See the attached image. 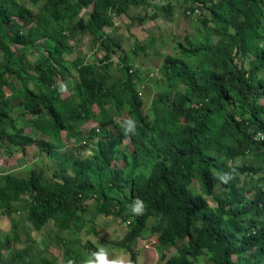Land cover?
Here are the masks:
<instances>
[{"label": "trees", "instance_id": "16d2710c", "mask_svg": "<svg viewBox=\"0 0 264 264\" xmlns=\"http://www.w3.org/2000/svg\"><path fill=\"white\" fill-rule=\"evenodd\" d=\"M177 1L30 0L28 8L0 0V156H24L36 144L40 155L57 153L62 162L48 183L37 171L1 177V217L25 214L37 232L57 227L58 239L88 225L93 234L95 219L112 217L124 230L114 247L130 264H138L149 230L162 249L159 264H264V141H256L264 135V0H183L187 18L202 6L196 36L164 57L158 73L165 87L147 115L138 93L143 79L108 29L139 8L171 20ZM77 33L93 37L103 57H77ZM136 47V56L145 51ZM114 55L122 71L116 81ZM67 81L74 85L65 100ZM129 120L134 131L125 128ZM87 122L97 128L83 130ZM62 135L78 145L68 156L52 147ZM87 143L94 150L80 158ZM136 198L145 203L140 216L130 211ZM58 242L71 264H84L97 249L78 239ZM10 247L0 243V264ZM9 258L57 264L30 248Z\"/></svg>", "mask_w": 264, "mask_h": 264}, {"label": "rangeland", "instance_id": "374dc122", "mask_svg": "<svg viewBox=\"0 0 264 264\" xmlns=\"http://www.w3.org/2000/svg\"><path fill=\"white\" fill-rule=\"evenodd\" d=\"M22 2L28 8L32 7L30 0H22ZM183 6V0L175 2L176 9L174 12V18L171 20L167 19L166 13L158 12L151 8L132 9V18L124 17L119 19L117 20L115 28L108 29V34L114 35L124 43V48L128 57L127 61L130 62L133 71L138 70L139 76L143 79V82L138 86V93L144 101V111L147 115H150V108L154 96L165 87V83H163V80H161V76L158 73L164 57L174 54V50L178 45L186 44V38H193L196 36L198 21L195 17H185L182 8ZM156 13L159 14V17L152 20L151 17ZM141 19L143 22L139 21ZM72 38L73 41L71 44L75 48L77 57L87 60L92 59V57L96 55H98L99 59L103 57L100 48L93 47V37H84L77 33L76 35H73ZM46 43L45 44L49 49L55 47L52 41ZM41 44H44V42H41ZM136 46L144 48L145 51L142 50L140 54L136 56L134 54L135 49L137 48ZM67 59L72 74H75L76 70L71 66V62H73L74 58L68 56ZM38 60L39 56H34L33 54L30 55L31 62L35 63ZM114 63L115 67L112 69V75L113 80L116 81L122 76V71L120 69L121 62L116 55H114ZM66 84V91L63 94L65 100L69 98V91L73 87L74 82L67 81ZM8 94L10 95L11 92ZM97 125L98 124L95 122H87L82 128L85 131H89L96 129ZM87 146H89V150L87 148L85 150H78L77 154L80 158H88L94 150V146L91 145V143H87ZM52 147L54 148V151H57L59 154L68 156L72 148L77 150L76 147H78V145L75 144L74 139H69L65 135H62L61 138L53 141ZM56 155L57 153L48 156L47 153L40 155L37 145L33 144L23 156L25 158L24 169L16 174L7 173L8 169L6 166H8V164L5 161L7 158L0 156V178L5 175L27 178L33 171H37L43 173L44 180L48 183L52 180L53 171L56 170L57 164L59 165L62 163ZM69 157L71 158V156ZM251 160L252 159L250 158L249 162ZM243 163V161H238L234 166L242 167ZM210 203L213 204L211 201ZM153 224L154 221H151L150 225ZM126 228L128 229V226ZM88 229H90L89 225L88 228L80 234L63 232L59 235V239H67L69 241L78 239L83 245L92 242L97 248L104 247L112 254H118L125 257L128 264H130V258L127 253L114 247L115 241L118 240L119 233L122 231L124 232L123 228H119L118 225L114 224V218L100 216L95 219V224L93 226L94 233L89 234ZM149 231L146 233L145 238L140 242L139 250L149 253L148 257L151 264H159L158 253H160V250L162 249H160L156 239ZM59 232V229L55 226H50L42 232L35 231L33 226L27 221L26 215L22 213L16 214L10 219L0 216V243L6 244V241L11 243L10 249L3 251V263L7 264L10 261L9 255L11 253L30 248L33 256L42 255L49 259L56 258L57 264H71L64 261L66 248L60 247L59 245ZM16 236L18 242L15 240ZM111 258L112 256L110 255L109 259ZM204 261H206V259L201 258L197 262L202 263Z\"/></svg>", "mask_w": 264, "mask_h": 264}, {"label": "clouds", "instance_id": "9594fccd", "mask_svg": "<svg viewBox=\"0 0 264 264\" xmlns=\"http://www.w3.org/2000/svg\"><path fill=\"white\" fill-rule=\"evenodd\" d=\"M125 128L128 131H134V125L131 120L125 122ZM130 211L134 216L143 215L145 211V203L143 200L136 198L131 202ZM112 256L109 259V256ZM84 264H128L125 257L112 254L104 247H99L95 251L91 252L89 256L84 260Z\"/></svg>", "mask_w": 264, "mask_h": 264}, {"label": "crops", "instance_id": "0c3cea01", "mask_svg": "<svg viewBox=\"0 0 264 264\" xmlns=\"http://www.w3.org/2000/svg\"><path fill=\"white\" fill-rule=\"evenodd\" d=\"M5 161L8 164L6 168L8 169L9 172L7 171V173L9 174H16L17 172H20L22 169H24L25 158L23 156H17L16 158H13V159H6ZM150 254H151V251H150ZM148 255L149 253H147L146 251L142 252L141 257L138 260V264H151ZM196 264H205V263L202 262V263H196Z\"/></svg>", "mask_w": 264, "mask_h": 264}, {"label": "built area", "instance_id": "2783aa9c", "mask_svg": "<svg viewBox=\"0 0 264 264\" xmlns=\"http://www.w3.org/2000/svg\"><path fill=\"white\" fill-rule=\"evenodd\" d=\"M202 6L200 5V4H197V7L194 9V13H193V15H192V17H198V16H200L201 15V12H200V8H201ZM256 141L258 142H263L264 141V135H262V134H259V135H257V137H256Z\"/></svg>", "mask_w": 264, "mask_h": 264}]
</instances>
